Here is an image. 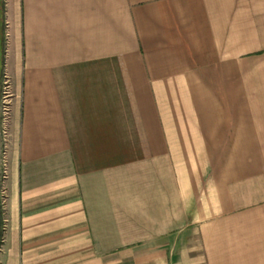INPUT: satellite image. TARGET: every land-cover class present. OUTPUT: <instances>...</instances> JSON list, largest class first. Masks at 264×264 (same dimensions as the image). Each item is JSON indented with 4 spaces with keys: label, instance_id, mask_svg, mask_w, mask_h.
Segmentation results:
<instances>
[{
    "label": "crops",
    "instance_id": "1",
    "mask_svg": "<svg viewBox=\"0 0 264 264\" xmlns=\"http://www.w3.org/2000/svg\"><path fill=\"white\" fill-rule=\"evenodd\" d=\"M3 4L0 264H264V0Z\"/></svg>",
    "mask_w": 264,
    "mask_h": 264
},
{
    "label": "built area",
    "instance_id": "2",
    "mask_svg": "<svg viewBox=\"0 0 264 264\" xmlns=\"http://www.w3.org/2000/svg\"><path fill=\"white\" fill-rule=\"evenodd\" d=\"M4 37L6 40L8 37L7 33L4 34ZM0 79V201L3 213L5 214L8 201L7 181L9 179L10 173L9 145L11 137L12 106L14 94L12 81L6 70H3Z\"/></svg>",
    "mask_w": 264,
    "mask_h": 264
},
{
    "label": "rangeland",
    "instance_id": "3",
    "mask_svg": "<svg viewBox=\"0 0 264 264\" xmlns=\"http://www.w3.org/2000/svg\"><path fill=\"white\" fill-rule=\"evenodd\" d=\"M4 62H5V51L3 46L0 45V78L4 70ZM0 191H1V182H0ZM2 233H3V210L0 201V240L2 239Z\"/></svg>",
    "mask_w": 264,
    "mask_h": 264
},
{
    "label": "trees",
    "instance_id": "4",
    "mask_svg": "<svg viewBox=\"0 0 264 264\" xmlns=\"http://www.w3.org/2000/svg\"><path fill=\"white\" fill-rule=\"evenodd\" d=\"M3 8H4L3 0H0V45L3 46V48H4V37H3L4 10H3ZM0 241H2V239ZM0 245H1V242H0Z\"/></svg>",
    "mask_w": 264,
    "mask_h": 264
}]
</instances>
